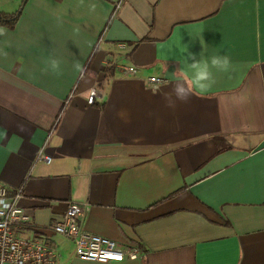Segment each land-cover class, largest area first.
<instances>
[{"label": "crops", "instance_id": "obj_1", "mask_svg": "<svg viewBox=\"0 0 264 264\" xmlns=\"http://www.w3.org/2000/svg\"><path fill=\"white\" fill-rule=\"evenodd\" d=\"M5 27L0 184L22 190V236L47 241L58 264H264V0H25ZM190 53L228 54L234 70L166 107ZM50 58L61 75L42 71ZM42 145L49 163L36 160ZM68 200L89 204L86 231L139 255L75 256L48 227Z\"/></svg>", "mask_w": 264, "mask_h": 264}, {"label": "built area", "instance_id": "obj_2", "mask_svg": "<svg viewBox=\"0 0 264 264\" xmlns=\"http://www.w3.org/2000/svg\"><path fill=\"white\" fill-rule=\"evenodd\" d=\"M119 5L117 2L114 9ZM125 45L124 42H118L117 48L123 49ZM123 69L126 74L134 72L132 66H125ZM146 80L152 88H157L164 82V78L159 76H148ZM95 94L93 89L90 90L88 103L93 102ZM36 160L45 163L51 161L45 145L38 149ZM21 191L20 187L8 191L0 184V264H58L59 254L47 241L19 233L23 226L31 225L29 215L18 204ZM88 207L87 202L66 201L61 218L51 223L49 229L68 238L72 242L74 255L84 260L120 262L139 255L135 247L121 249L113 240L86 231L81 222Z\"/></svg>", "mask_w": 264, "mask_h": 264}, {"label": "clouds", "instance_id": "obj_3", "mask_svg": "<svg viewBox=\"0 0 264 264\" xmlns=\"http://www.w3.org/2000/svg\"><path fill=\"white\" fill-rule=\"evenodd\" d=\"M84 2L85 0H79L81 6L84 5ZM87 7L90 12L94 13L98 5L96 3H89ZM56 19L58 24L63 23L59 16ZM7 31L5 26H0V37L6 36ZM75 31L79 32V28L77 27ZM200 42L204 47V40H200ZM0 56L6 58L8 53L0 49ZM189 56L192 62L188 63L186 60L184 68L177 70L183 72L185 79L178 80L170 92L163 94L166 107L175 108L177 102L187 103L194 94H206L216 84V75L218 73H229L234 70L231 57L228 54H214L209 58H205L202 53L200 60H196L195 56L191 53ZM73 67L78 73L83 74L85 71L79 60L74 62ZM42 71L61 75V61L57 58H50L46 61V65Z\"/></svg>", "mask_w": 264, "mask_h": 264}, {"label": "trees", "instance_id": "obj_4", "mask_svg": "<svg viewBox=\"0 0 264 264\" xmlns=\"http://www.w3.org/2000/svg\"><path fill=\"white\" fill-rule=\"evenodd\" d=\"M23 0H21L19 6L17 7L16 10H14L13 12L10 13H6V12H1L0 11V25H5L7 27H12L14 25V23L16 22L20 12H21V7L23 5ZM227 146L223 145L221 147L217 148V151H220L221 149L225 148Z\"/></svg>", "mask_w": 264, "mask_h": 264}, {"label": "water", "instance_id": "obj_5", "mask_svg": "<svg viewBox=\"0 0 264 264\" xmlns=\"http://www.w3.org/2000/svg\"><path fill=\"white\" fill-rule=\"evenodd\" d=\"M25 0H23L22 2L24 3Z\"/></svg>", "mask_w": 264, "mask_h": 264}]
</instances>
